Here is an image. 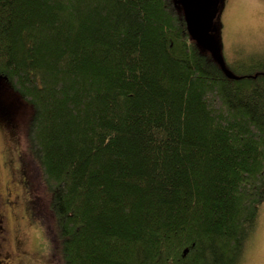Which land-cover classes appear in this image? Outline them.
<instances>
[{
	"label": "trees",
	"instance_id": "16d2710c",
	"mask_svg": "<svg viewBox=\"0 0 264 264\" xmlns=\"http://www.w3.org/2000/svg\"><path fill=\"white\" fill-rule=\"evenodd\" d=\"M256 54L229 77L179 0H0V83L31 110L15 233L24 212L50 264H240L264 203Z\"/></svg>",
	"mask_w": 264,
	"mask_h": 264
},
{
	"label": "rangeland",
	"instance_id": "374dc122",
	"mask_svg": "<svg viewBox=\"0 0 264 264\" xmlns=\"http://www.w3.org/2000/svg\"><path fill=\"white\" fill-rule=\"evenodd\" d=\"M262 15H264V10L259 4L251 5L242 3L241 0H223L221 3L215 24L218 27L219 41L225 60L236 73L242 72L234 62L237 58L247 56L250 53H258L256 55L264 56V19H262ZM30 113V108H25L24 105L19 104L16 94L6 85L0 83V211H4L1 205L3 202L7 210V217L4 218V229L0 231V264H4L6 260L7 264H50L44 263V259H40L41 256H49L51 253L49 243L46 241L47 237H44V244L42 247L40 246L41 255L37 254L34 250L35 244H37L34 232L35 225L27 222L28 216L21 212L23 216L19 222L20 229L18 233H15L14 229L18 225H15L13 216L16 215L17 205L20 203H17V208L14 209L12 206L15 205L9 202L14 194L18 195L23 189L20 184L19 186L13 185L11 175L14 166L19 164L17 151L15 150L16 155L14 152L15 143L20 144L22 142L21 146H23ZM8 147L12 149L11 156H9ZM35 196L41 197V191H38ZM21 202L23 203L22 200ZM262 228H264V203L261 204L258 227L244 250L245 253L240 264H247L246 254L252 247V240L259 235ZM15 234H18L17 240L14 238ZM23 242L26 253L17 254L20 251L16 245L20 246ZM12 251L15 253H11ZM253 258L259 261L264 257H261L257 251Z\"/></svg>",
	"mask_w": 264,
	"mask_h": 264
},
{
	"label": "water",
	"instance_id": "95a60500",
	"mask_svg": "<svg viewBox=\"0 0 264 264\" xmlns=\"http://www.w3.org/2000/svg\"><path fill=\"white\" fill-rule=\"evenodd\" d=\"M179 2L182 5L187 29L192 38L201 47L211 52L229 77L239 78L227 67L221 43L213 33L216 27L215 20L223 0H179Z\"/></svg>",
	"mask_w": 264,
	"mask_h": 264
},
{
	"label": "snow or ice",
	"instance_id": "6c2138e0",
	"mask_svg": "<svg viewBox=\"0 0 264 264\" xmlns=\"http://www.w3.org/2000/svg\"><path fill=\"white\" fill-rule=\"evenodd\" d=\"M241 2L251 5L259 4L261 9L264 10V0H241ZM262 19H264V15H262ZM251 243L252 247L246 254L247 264H264V258H261L259 261L253 258L257 251H259L261 257H264V228L261 229L259 235L254 237Z\"/></svg>",
	"mask_w": 264,
	"mask_h": 264
},
{
	"label": "flooded vegetation",
	"instance_id": "af4514ba",
	"mask_svg": "<svg viewBox=\"0 0 264 264\" xmlns=\"http://www.w3.org/2000/svg\"><path fill=\"white\" fill-rule=\"evenodd\" d=\"M6 161V160H5Z\"/></svg>",
	"mask_w": 264,
	"mask_h": 264
}]
</instances>
